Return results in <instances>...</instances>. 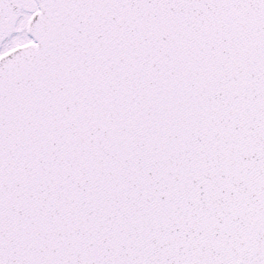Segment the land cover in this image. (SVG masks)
Listing matches in <instances>:
<instances>
[{
	"label": "snow or ice",
	"instance_id": "6c2138e0",
	"mask_svg": "<svg viewBox=\"0 0 264 264\" xmlns=\"http://www.w3.org/2000/svg\"><path fill=\"white\" fill-rule=\"evenodd\" d=\"M0 264H264V0H0Z\"/></svg>",
	"mask_w": 264,
	"mask_h": 264
}]
</instances>
